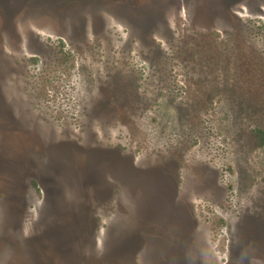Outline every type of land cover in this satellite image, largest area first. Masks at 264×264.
I'll list each match as a JSON object with an SVG mask.
<instances>
[{
  "label": "rangeland",
  "instance_id": "1",
  "mask_svg": "<svg viewBox=\"0 0 264 264\" xmlns=\"http://www.w3.org/2000/svg\"><path fill=\"white\" fill-rule=\"evenodd\" d=\"M0 264H264V0H0Z\"/></svg>",
  "mask_w": 264,
  "mask_h": 264
}]
</instances>
